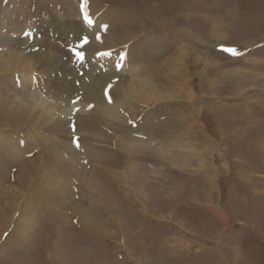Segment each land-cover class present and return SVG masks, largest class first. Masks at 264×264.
Returning <instances> with one entry per match:
<instances>
[{
	"label": "rangeland",
	"instance_id": "374dc122",
	"mask_svg": "<svg viewBox=\"0 0 264 264\" xmlns=\"http://www.w3.org/2000/svg\"><path fill=\"white\" fill-rule=\"evenodd\" d=\"M91 2L96 42L104 32L133 39L107 44L83 71L71 49L87 38L62 18L88 23L79 0H0V81L30 107L15 118L0 104V264H264V0ZM180 37L185 63L161 69ZM34 41L48 57L40 74L8 67ZM148 79L163 95L142 102L145 91L128 92ZM36 110L66 133L29 126ZM53 151L65 160L50 161ZM21 165L34 168L33 182L7 198ZM88 216L101 225L84 224Z\"/></svg>",
	"mask_w": 264,
	"mask_h": 264
},
{
	"label": "bare ground",
	"instance_id": "6f19581e",
	"mask_svg": "<svg viewBox=\"0 0 264 264\" xmlns=\"http://www.w3.org/2000/svg\"><path fill=\"white\" fill-rule=\"evenodd\" d=\"M87 2H91V1H94V2H96L94 5H97V3L100 1V0H86ZM121 1V0H120ZM129 2H131V3H133V4H137V5H146V3H149V4H151V3H153L152 1L153 0H128ZM194 1V0H193ZM92 3V2H91ZM193 3H195V2H193ZM28 4V3H27ZM32 4V3H31ZM30 4V5H31ZM67 5H69V8L71 7V5L70 4H68V3H66ZM113 4H115V5H118V4H116V3H113ZM120 5V4H119ZM22 6H24V5H22ZM196 6V5H195ZM19 8H21V7H19ZM39 8V7H38ZM69 8L66 10L67 12L69 11ZM7 9V8H6ZM6 9L4 10L5 11V14H4V17H7V12H8V10L6 11ZM155 10V9H154ZM27 11V10H26ZM140 11V10H139ZM186 11V10H185ZM15 12V11H14ZM32 12V11H31ZM93 12V11H92ZM26 13V12H25ZM90 13V12H89ZM36 14H40V13H36ZM96 14V13H95ZM95 14H92V16H91V21H93V18H94V15ZM105 14V13H104ZM41 15V14H40ZM110 15V14H109ZM21 16V15H20ZM24 16V15H23ZM30 16V15H29ZM71 16L72 15H67L66 17H63L62 16V18H64L63 19V22L66 20L67 21V23H69V24H67V26L69 27V30H75L76 32L74 33V34H78V31H79V35H84L86 38H87V40H88V42L87 43H84L83 44V46L81 47V48H79V49H71V53H72V56L74 57L73 59H74V64H77L80 68H82V70L83 71H85L86 70V67H84V66H86V64H92V62L94 63L95 61H93V60H97V62H96V66H95V68L97 67V64H98V61H100V60H102L101 58V56H99L98 57V55H99V52H101V50H105V48H106V45L107 44H109V46H117L116 44L115 45H112L113 44V41L115 42V43H118L119 45H121V44H124L127 40L129 41V40H131V39H133V38H129V39H123V37H120V36H114L113 38H111V41H110V39H108V38H106V32H104V33H102V37H104V38H102L101 36H99V41L98 42H96L94 39L95 38H93V36H94V30H96V29H98L97 27H99V24H98V21H99V19H96L95 20V22H94V26H95V28H92V26L89 24V23H85V24H82L81 25V28L77 25V23L76 22H73L72 20H71ZM26 17V16H25ZM89 17V16H88ZM95 17L97 18V16L95 15ZM106 17V16H105ZM108 17V16H107ZM110 17H112V16H110ZM117 17V16H116ZM187 17V16H186ZM200 17H202V16H200ZM19 18V17H18ZM29 18V17H28ZM32 18V17H31ZM37 17H35V19H36ZM41 18V17H40ZM43 18V17H42ZM169 18H170V16H166V19L164 20V21H166L167 22V24L166 25H168L169 26ZM24 20V19H23ZM39 20V19H38ZM74 20V19H73ZM3 20H1V22H2ZM22 21V20H21ZM109 21V20H108ZM107 21V22H108ZM111 21V20H110ZM114 21V20H113ZM178 21L179 22H181V20L180 19H178ZM4 22V21H3ZM10 22H11V20H10ZM26 22H27V20H26ZM206 22V21H205ZM19 24V23H18ZM24 24V23H23ZM92 24V23H91ZM112 24V23H111ZM181 23H179V24H176V23H172L171 24V28H172V30L173 31H175V32H178V33H180L181 34V36H182V34L184 35V36H186V31H189V29H187V28H185V27H183V25L181 24ZM212 24V23H211ZM215 24V23H214ZM7 25V24H6ZM54 25H56V24H54ZM10 26V25H9ZM27 26V27H26ZM38 27V26H35V23H33L32 22V20H30V21H28L27 22V25L25 24V29L26 28H31V27ZM71 26V27H70ZM56 27V26H55ZM110 27V26H109ZM15 28V27H14ZM17 28V27H16ZM21 28V27H20ZM71 28V29H70ZM168 28V30H169V27H167ZM91 29V31H89ZM27 30V29H26ZM32 30V29H31ZM99 30V29H98ZM23 31V30H22ZM29 31V30H28ZM33 31V30H32ZM88 31V32H87ZM126 31V30H125ZM128 31V30H127ZM219 31L221 32V29H220V26H214L213 27V29H212V31H211V33L213 34V36H216V34L217 33H219ZM40 32V31H39ZM74 32V31H73ZM72 31H71V33H73ZM132 32V31H131ZM210 32V31H209ZM17 33V32H16ZM38 33V32H37ZM53 33V32H52ZM124 33V32H123ZM125 33H127V32H125ZM189 33V35H191V36H194V37H196V35L195 34H193L192 32H188ZM222 33V32H221ZM12 34V33H11ZM39 35H40V33H38ZM86 34V35H85ZM110 34V33H109ZM132 35V34H131ZM38 36V35H37ZM75 36V35H74ZM109 36V35H108ZM142 36V35H141ZM28 37V36H27ZM29 37H30V35H29ZM53 37H55V35L53 36ZM34 38V37H33ZM36 38V37H35ZM58 38L60 39V36L58 35ZM57 38V39H58ZM72 38H73V36H72ZM71 38V39H72ZM198 40H199V36L197 35V37H196ZM55 39V38H54ZM135 39V38H134ZM40 40V39H39ZM75 40V39H74ZM77 40V39H76ZM136 40V39H135ZM54 41V40H53ZM52 41V42H53ZM64 41V40H63ZM132 41V40H131ZM184 41L185 40H182V38L180 37L179 38V40L177 41V42H175L174 43V48H173V50L169 53V51H170V49L168 48V50H163V53H162V59H161V62H160V67H161V69H162V67H164V69H165V71L167 70V68H169V71L168 72H170V71H172V67L176 64V65H178L179 63L180 64H184L185 63V58L183 57L184 56V54H185V51H184ZM7 42H9V41H7ZM54 42H56V41H54ZM144 42V41H143ZM51 43V42H50ZM64 43H65V41H64ZM140 43V42H139ZM32 44V46L33 47H36L37 46V43L34 41V42H32L31 43ZM53 44V43H52ZM56 44V43H55ZM60 44V43H59ZM70 44V43H69ZM223 44V43H222ZM42 45V44H41ZM57 45V44H56ZM64 45L65 44H63V42L61 43V46L60 47H58L59 49H57L60 53H61V55L59 56V61H60V57H64ZM52 46V45H51ZM54 46V45H53ZM55 47V46H54ZM49 48H50V46H49ZM66 49H69L70 47H65ZM179 49H181L182 51H181V54H180V60L179 61H177V59H178V56H175L176 55V52H177V50H179ZM38 50V51H37ZM74 50H75V52L77 53V52H82L84 55H83V59H82V61H80V58L75 54V52H74ZM156 50V49H155ZM53 51V50H52ZM197 51V50H196ZM142 52V51H141ZM166 52V54H164ZM59 53V54H60ZM169 53V54H168ZM178 53V52H177ZM199 53V52H198ZM197 53V54H198ZM12 54V53H11ZM29 55H27V54H22V55H20V53L19 54H13V55H15V56H17L19 59H20V61L19 62H17L16 64V66H13V65H11V64H9L10 66H8V67H16L19 71H27V70H29V69H31V68H33L31 71H32V73L35 71H37L38 73H36V74H40V70H38V69H40V64H41V62L43 61L42 59H46V61H48V57H45V55L44 54H42V52L39 50V48H37L36 47V49L34 48V50L32 51V52H29L28 53ZM54 54H56V53H54ZM106 54V53H105ZM142 54H144V53H142ZM141 54V55H142ZM204 54V53H203ZM186 55V54H185ZM220 55V54H219ZM137 56H139V55H137ZM136 56V57H137ZM45 57V58H44ZM52 57H54V55L52 56ZM58 57V56H57ZM133 57V56H132ZM55 58V57H54ZM107 58V57H106ZM145 58V57H144ZM13 60H15V61H17V59L16 58H14ZM106 60V59H105ZM104 60V61H105ZM138 60V59H137ZM140 60V59H139ZM59 61H57V59H55V62H56V64H58V62ZM134 61H136V60H134ZM141 61V60H140ZM146 62V61H145ZM176 62V63H175ZM135 63V62H134ZM103 64V63H102ZM106 64H107V62H106ZM59 65V64H58ZM104 66V65H103ZM107 66V65H106ZM138 66V65H137ZM156 66V65H155ZM55 67H56V65H55ZM5 68L6 67H2V68H0V76H1V78L5 75ZM91 68V67H90ZM60 69V68H59ZM160 69V70H161ZM87 70H89V68L87 69ZM94 69L92 68V70L91 71H93ZM96 71V70H95ZM162 71V70H161ZM82 72V71H81ZM163 72V71H162ZM91 73V72H90ZM166 73V72H165ZM77 74V73H76ZM84 74H86V73H84ZM92 74H93V72H92ZM160 74V73H159ZM158 74V75H159ZM70 75H72V74H70ZM101 75V74H100ZM75 76V75H74ZM84 76V75H83ZM91 76V75H90ZM153 77H154V75H152ZM194 77V76H193ZM198 77V76H197ZM131 78V77H130ZM151 78V77H150ZM3 79V78H2ZM134 79H136V81H138L139 79H137V78H134ZM1 80V79H0ZM67 81H65V82H63V81H58V80H56L55 79V82H57V84H60L61 85V83L62 84H64L65 83V85H67V84H69V81H68V79H66ZM4 80H2V81H0V104L2 105V107H5L6 108V113L7 114H11V115H13L15 118H23V117H26L27 116V113H28V110L30 109V107H26L24 104H25V102L24 101H22L21 99H19L18 98V94H17V92H18V90H19V86H16L15 88L14 87H12V88H14L13 90L15 91L16 90V92H14V93H10V99L9 98H7V96H5V91L6 92H11L10 90H12V88L11 87H9L10 85H8L7 83L5 84V85H3V82ZM25 81L26 80H24L23 81V83H25ZM134 81V80H133ZM1 82H3V83H1ZM105 83V82H104ZM138 83V82H137ZM92 84V83H91ZM103 84V83H102ZM129 84V90H128V92L130 93V94H132V95H135V93H139V92H141V90L142 91H145V93L143 94V95H141V97H140V99H141V101L142 102H149L150 101V99L152 98V97H157V98H159V95H156V93H160L161 95H163V93L162 92H157L156 90V88H153L152 87V84H153V82L150 80V79H148L147 81L145 80L144 81V85H139V86H135V85H133V82H129L128 83ZM60 85H59V87H60ZM88 85H89V83H88ZM57 86V85H56ZM62 86V85H61ZM69 85H67V87H68ZM73 86V85H72ZM121 86V85H120ZM120 86H119V88H120ZM126 86H127V84H126ZM54 87V86H53ZM57 88V89H60V88ZM70 87V86H69ZM91 87V86H90ZM95 87V86H94ZM128 87V86H127ZM137 87H138V89H137ZM149 87V88H148ZM155 87V86H154ZM118 89V88H117ZM122 89V88H121ZM54 90V89H53ZM61 90V89H60ZM89 87H86V89H85V93H88L89 92ZM95 90V89H94ZM58 91V90H57ZM69 91V90H68ZM127 91V90H126ZM61 92H62V90H61ZM119 92H121L120 90H119ZM123 92H125V91H122V93ZM182 92V91H181ZM84 93V92H83ZM191 93V92H190ZM57 95H59L60 96V94L59 93H57L55 96L56 97H58ZM83 95V94H82ZM187 95V94H186ZM136 96V95H135ZM187 96H189V95H187ZM90 97H88L87 99H89ZM85 100V99H84ZM199 107V106H198ZM202 107V106H201ZM80 108H85V107H81L80 106ZM133 108V107H132ZM49 109H51V107L49 108ZM107 109H109V108H107ZM136 109V108H135ZM199 110V109H198ZM197 110V111H198ZM196 111V113H198ZM36 112H38V113H36V114H34L33 112H31V111H29V113H31V114H34L33 115V117H27V119L28 120H26V121H28L29 123H28V125L29 126H32V127H34V128H39V127H43V128H46V129H48V130H50L52 133H51V135L53 136V137H58V136H62V135H64L66 132L63 130V128L62 129H60V127H62V125H64V121L63 120H61V119H54L53 118V116L50 114V113H48V115L47 116H45L44 118H38L37 117V114H42V111L40 110V111H38V110H36ZM129 112H130V110H129ZM132 112V111H131ZM130 112V113H131ZM195 112V111H194ZM133 114H134V112H132ZM136 113V112H135ZM132 114V115H133ZM193 114V113H192ZM199 114H200V112H199ZM140 115V114H139ZM135 117L137 116L136 114L134 115ZM196 116V115H195ZM36 119V121H30V119ZM197 118V117H196ZM194 120V119H193ZM196 120V119H195ZM198 120V119H197ZM195 122V121H194ZM126 123V122H125ZM196 123V122H195ZM66 124V123H65ZM87 124V123H86ZM191 124H193V122H191L190 123V125ZM196 125V124H195ZM196 128V127H195ZM40 129V128H39ZM32 131H34L33 129H32ZM38 132H39V130H38ZM56 132V133H55ZM8 135V134H7ZM34 136V135H33ZM7 137V136H6ZM64 137V136H63ZM63 140V139H62ZM61 141V140H60ZM65 141V140H64ZM97 145V144H96ZM69 146V145H68ZM63 150V149H62ZM89 151V150H88ZM16 152H19L18 150L16 151ZM64 155V154H63ZM36 157V156H35ZM41 157V155H39V153H38V157L37 158H34V160L33 161H40V158ZM61 157V159L62 160H65V159H63V157L59 154V153H57L56 151H53L52 152V154L51 155H49V159H50V161L52 160V158H53V160L54 161H57V159L58 158H60ZM73 157V156H72ZM69 158V157H68ZM137 158V157H136ZM48 159V158H47ZM48 159V160H49ZM70 159H71V157H70ZM73 161V160H72ZM71 161V162H72ZM30 162H31V160H30ZM17 164V163H16ZM15 164V165H16ZM38 165H39V162H38ZM69 165V164H68ZM67 165V166H68ZM66 166V167H67ZM70 166H72V165H70ZM90 166V165H89ZM16 167V166H15ZM26 167V166H25ZM25 167H22V165H21V167H19V169H17V171H16V181H15V184L12 186V190H13V193L12 194H10V193H8V192H6L5 194L7 195V198H9V197H11V196H13V195H17V194H23V190L21 189V187H22V185H24L26 188H28L29 187V185L33 182V178H32V176H33V174L35 175V173H33V171L32 170H34V168H32V170L30 171V170H27ZM51 167V166H50ZM73 167V166H72ZM47 168H49V167H47ZM62 169V168H61ZM75 169V168H74ZM74 169H72V170H74ZM36 170V169H35ZM9 171V170H8ZM71 171V170H70ZM77 171V170H76ZM75 171V172H76ZM35 172H37V171H35ZM14 173V172H13ZM72 174H73V172H72ZM74 174H76V173H74ZM14 177H15V175H14ZM13 177V178H14ZM97 179V178H96ZM95 179V180H96ZM99 180V179H98ZM126 180V179H125ZM128 180V179H127ZM32 181V182H31ZM87 183V182H86ZM84 184V183H83ZM1 185V184H0ZM5 184H3V186H4ZM7 185V184H6ZM12 185V184H11ZM99 185V184H98ZM101 185V184H100ZM103 185V184H102ZM2 186V185H1ZM39 186V185H38ZM95 186L97 187V188H99L96 184H95ZM10 188V187H9ZM97 188H94V192H96V190H97ZM101 188H103V187H101ZM3 189V188H2ZM6 189V188H5ZM33 190V189H32ZM31 190V191H32ZM34 191V190H33ZM101 191V190H100ZM10 192V191H9ZM97 193V192H96ZM98 194V198H99V200L98 201H101V197L104 195H102V193H97ZM147 194V193H146ZM4 197H6V196H4ZM2 198V197H1ZM6 198V199H7ZM6 199H5V201H6ZM97 201V202H98ZM5 203V202H4ZM3 203V204H4ZM162 203V202H161ZM98 208V207H97ZM97 210V209H96ZM93 215V214H92ZM92 218H90V216H88V219L84 222V224H87V223H89V226H91V225H93V227H99L101 224L100 223H97V222H92ZM86 226V225H85ZM87 227V226H86ZM104 227V226H103ZM102 227H100V228H98V229H101ZM93 232V231H92Z\"/></svg>",
	"mask_w": 264,
	"mask_h": 264
},
{
	"label": "snow or ice",
	"instance_id": "6c2138e0",
	"mask_svg": "<svg viewBox=\"0 0 264 264\" xmlns=\"http://www.w3.org/2000/svg\"><path fill=\"white\" fill-rule=\"evenodd\" d=\"M85 3H86V0H85ZM85 19L87 20V22H88L89 24L92 23L91 19H89V18L87 17V14H85ZM84 43H87V40H86V39H85ZM227 51H230V52H232L233 54H235V50H234V49H227ZM76 55H77L81 60L83 59V55H84V54H83L82 52H77Z\"/></svg>",
	"mask_w": 264,
	"mask_h": 264
}]
</instances>
